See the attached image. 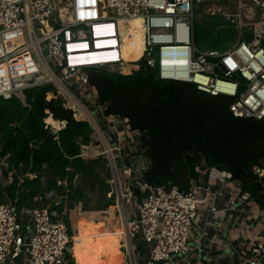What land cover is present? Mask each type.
<instances>
[{
    "label": "built area",
    "instance_id": "2783aa9c",
    "mask_svg": "<svg viewBox=\"0 0 264 264\" xmlns=\"http://www.w3.org/2000/svg\"><path fill=\"white\" fill-rule=\"evenodd\" d=\"M194 1L0 0V96L23 101V90L49 83L57 95L64 97L63 89L78 94L85 114L72 106L73 115L91 118L105 133L104 141L91 133L87 143H79L78 156L99 160L110 173L115 199L122 202L129 264H178L193 248L200 214L211 213L216 228L233 212L264 223V208L240 183L204 162L197 168L201 178L191 180L187 191L145 182L151 163L138 133L129 129L126 119L104 114L95 87L83 74L90 68L123 69L127 63L142 62L162 80L190 83L211 96L228 98L234 117L264 120V0H248L250 20H238L237 37L229 47L203 51L194 44ZM130 19L143 20V48L137 60L124 61L119 22ZM135 68L137 64L127 69ZM44 121L53 132L65 125ZM1 150L0 141V264H75L65 219L70 202L66 178L56 182L60 189L47 188L45 165L40 171L11 168ZM252 170L259 176L264 172L257 166ZM27 179L39 182V192L31 203L17 207ZM12 184L14 199L6 193ZM200 191L204 197L197 200ZM58 204L63 206L60 214L50 210ZM217 216L221 218L216 221ZM260 236L231 246L228 264H264Z\"/></svg>",
    "mask_w": 264,
    "mask_h": 264
},
{
    "label": "trees",
    "instance_id": "16d2710c",
    "mask_svg": "<svg viewBox=\"0 0 264 264\" xmlns=\"http://www.w3.org/2000/svg\"><path fill=\"white\" fill-rule=\"evenodd\" d=\"M224 27L219 25L216 31ZM227 28L231 39L235 24L228 23ZM213 43L218 45V39ZM135 51L130 56L128 50V57L124 58L142 53ZM88 71V80L96 89L97 103L104 106V114L126 119L129 129L138 133L151 163L144 174L145 182L187 191L191 180L201 178L197 168L204 162L230 173L242 191L264 208V172L259 176L252 170L257 166L264 171V120L234 117L228 110V98L211 96L190 83L162 80L156 69L142 62L128 72L107 68ZM23 94V101L16 96H0L1 153L8 154L11 168L40 171L45 165L47 188L60 189L56 182L66 178L70 207L82 190H92L103 182L96 171L100 161H86L78 156L79 143L90 140L91 125L74 117L50 83L27 88ZM48 113L53 119L64 121V127L53 132L44 121ZM14 190L15 184L8 186L7 196L14 199ZM37 192L39 182L27 179L16 206L31 203ZM46 204L42 200V205ZM51 209L60 214L63 206ZM66 222L69 225L67 219Z\"/></svg>",
    "mask_w": 264,
    "mask_h": 264
},
{
    "label": "rangeland",
    "instance_id": "374dc122",
    "mask_svg": "<svg viewBox=\"0 0 264 264\" xmlns=\"http://www.w3.org/2000/svg\"><path fill=\"white\" fill-rule=\"evenodd\" d=\"M247 8H248V0H195L194 1V18H193V24H194L193 38H194L195 47L200 51L207 50V49L224 50L227 47H229L235 41L237 37V28L235 26L234 35L231 39H229L228 35L230 32V28H227L228 23L236 24L238 20L240 19L243 20V22H248L250 20V17H249L250 14L249 16L247 15V12H246ZM219 25L220 26L225 25V27L223 29L216 31ZM215 33H217V36L215 35ZM217 39L219 41V44L215 45L213 41ZM138 46L140 47V45ZM42 51H43V54H46L45 44H42ZM131 52H133V54H136L135 50L134 51L131 50ZM135 64H140V62L135 61V62L127 63L124 65L125 68L123 67L122 68L128 72L127 68L130 65L132 67ZM123 69L117 68V69H109V70L123 71ZM41 71L44 73H47L45 70H43V68H41ZM83 74L87 78H89L88 70H85ZM63 93H64V97L63 95H58V96L62 98L65 106H70L72 108L74 104H72L69 101L66 95L70 94L74 98H76V100H78L79 98L78 94L73 93L72 90H65V89H63ZM74 114H75L74 115L75 117L79 116V113L77 112ZM122 139H123V136L121 137V141ZM104 159L105 158H102L101 160H104ZM97 168L98 169L96 171L99 172L100 177L103 179L102 185H98L92 190L86 188L85 191L87 192L88 197L86 198L83 197L81 202L78 203V207L80 209L85 207L90 212L98 210L102 207L101 202L104 201L106 197L105 195L106 192L104 190L105 187L103 186L112 187L110 173L106 171V168H104V166L101 165V163H100V166ZM114 193H115V190L112 189V193L108 194V198L114 197ZM0 199H1V196H0ZM107 205H104L103 209L108 208L107 214L110 217V223H109L108 228L112 230V233H111L112 239L116 241L115 249H118L120 251L121 250V238L118 233V220H115L116 212L112 204L111 205L107 204ZM66 211H65V219L68 218V212ZM88 214L92 215L89 212ZM82 215L83 216L81 219L83 221H87L86 214L83 213ZM94 217H95V220H98L97 215H94ZM71 232L72 230L69 229V233ZM122 240H123V237H122ZM136 245L138 246V243H136ZM126 262L127 264H129L128 259H126Z\"/></svg>",
    "mask_w": 264,
    "mask_h": 264
},
{
    "label": "crops",
    "instance_id": "0c3cea01",
    "mask_svg": "<svg viewBox=\"0 0 264 264\" xmlns=\"http://www.w3.org/2000/svg\"><path fill=\"white\" fill-rule=\"evenodd\" d=\"M66 96L72 104L79 107L82 111L84 110L83 106L78 100H76V98H74L70 94ZM66 107L71 108L70 106ZM83 112L85 114V111ZM80 118L81 115L76 117V119ZM88 122L91 125L92 133H94L97 138L104 141L105 133L102 131V128H100L99 125L91 118H89ZM111 188L113 189V187ZM81 192H85L87 194L86 191L82 190ZM86 210L87 209L85 207L82 208V212H79L76 220H81L83 216L82 214L84 211L86 212ZM206 214L207 215L200 214V218L198 221L200 228L198 229L197 233L194 232L192 235L191 243L193 248L190 254L184 259L180 260L178 264H228L230 254L229 249L231 248V246L241 244L248 240L259 238L261 237L260 235H264V223L262 222V220L256 219L255 221L250 222L248 219H246L245 213H228L224 218H222L220 228H216L214 226V218L211 213ZM220 218V216H217V218L215 217V220H220ZM67 219L69 222V229H71L72 232L74 231L73 233H75L76 229L72 227V219L69 217V215ZM97 219L98 220H95L94 222L84 221L82 223H84L85 226H87V228L89 229H96L102 232L103 235L105 234V237L110 234L109 238L111 240H114L112 239V230L108 228L110 217L103 220H99V218Z\"/></svg>",
    "mask_w": 264,
    "mask_h": 264
},
{
    "label": "bare ground",
    "instance_id": "6f19581e",
    "mask_svg": "<svg viewBox=\"0 0 264 264\" xmlns=\"http://www.w3.org/2000/svg\"><path fill=\"white\" fill-rule=\"evenodd\" d=\"M143 27L144 23L142 19H130L119 22V28L121 32V42H122V57L128 55V50H139L142 51L143 48ZM125 28L127 29L125 31ZM140 45V47L138 46ZM133 52H131L130 56ZM128 57V56H127ZM140 56L135 58L125 59L124 61H134L137 60ZM44 76H49L48 73H44ZM47 122L51 124H57V121L52 117H47ZM106 197L105 200L102 201V207L93 212L88 211L92 215H89L88 212L84 211L86 214L87 221L94 222L95 217L97 215L100 220L108 219V208H104V205L114 206L116 212L115 220H118V233L121 238V250L115 249L116 241L111 240L109 238L110 234L105 237L102 232L96 229H89L85 226L82 219L76 220L79 212H82L78 207L79 201L84 197H87L85 192H81L77 199V202L74 205L67 208L68 215L72 219V227H74L75 233H72V237L70 238L72 241V256L75 259L76 264H127L126 255L124 252V241L122 237L126 235V231L124 229L125 224L123 221V217L121 215V210L119 211L120 203L114 197L108 198V194L112 193V188L110 186H105ZM108 201V202H107ZM119 203V204H118ZM108 206V205H107ZM112 208V209H113ZM110 247V248H109ZM119 254V256H118Z\"/></svg>",
    "mask_w": 264,
    "mask_h": 264
},
{
    "label": "water",
    "instance_id": "95a60500",
    "mask_svg": "<svg viewBox=\"0 0 264 264\" xmlns=\"http://www.w3.org/2000/svg\"><path fill=\"white\" fill-rule=\"evenodd\" d=\"M203 197H204V191H200L199 194L197 195V200H202ZM119 203H120V208H121L122 207V202L119 201ZM121 213H122V217H123V211H122V209H121Z\"/></svg>",
    "mask_w": 264,
    "mask_h": 264
}]
</instances>
